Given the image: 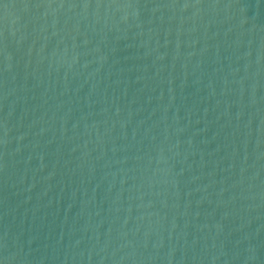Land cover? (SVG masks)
<instances>
[{
    "label": "water",
    "instance_id": "obj_1",
    "mask_svg": "<svg viewBox=\"0 0 264 264\" xmlns=\"http://www.w3.org/2000/svg\"><path fill=\"white\" fill-rule=\"evenodd\" d=\"M0 264H264V0H0Z\"/></svg>",
    "mask_w": 264,
    "mask_h": 264
}]
</instances>
